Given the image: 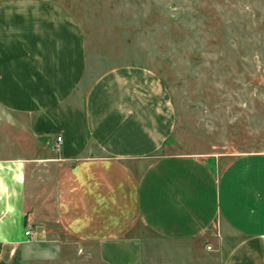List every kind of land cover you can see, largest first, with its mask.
Listing matches in <instances>:
<instances>
[{
  "label": "crops",
  "instance_id": "0c3cea01",
  "mask_svg": "<svg viewBox=\"0 0 264 264\" xmlns=\"http://www.w3.org/2000/svg\"><path fill=\"white\" fill-rule=\"evenodd\" d=\"M89 61L62 4L0 0V106L25 116L45 149L0 157V260L50 239L28 204L43 165L56 172L59 228L109 264H264V178L250 161L264 154L169 149L176 115L157 74Z\"/></svg>",
  "mask_w": 264,
  "mask_h": 264
},
{
  "label": "rangeland",
  "instance_id": "374dc122",
  "mask_svg": "<svg viewBox=\"0 0 264 264\" xmlns=\"http://www.w3.org/2000/svg\"><path fill=\"white\" fill-rule=\"evenodd\" d=\"M54 1L85 31L90 68L138 64L168 88L176 115L169 149L264 154V0ZM44 151L29 120L0 106V157ZM250 161L264 178V158ZM32 178L39 194L28 201L37 209L33 222H48L50 239L26 248L15 264H109L96 244H80L59 228L56 172L38 165Z\"/></svg>",
  "mask_w": 264,
  "mask_h": 264
},
{
  "label": "built area",
  "instance_id": "2783aa9c",
  "mask_svg": "<svg viewBox=\"0 0 264 264\" xmlns=\"http://www.w3.org/2000/svg\"><path fill=\"white\" fill-rule=\"evenodd\" d=\"M61 140H62V137L61 136H57V138H56V144L54 146V148L56 150H59L60 149L59 148V143L61 142ZM24 234L27 235V236H30V234H31V225L30 224H27V226L25 227Z\"/></svg>",
  "mask_w": 264,
  "mask_h": 264
}]
</instances>
